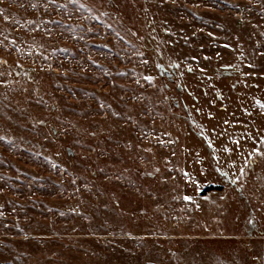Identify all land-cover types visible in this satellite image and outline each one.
I'll return each mask as SVG.
<instances>
[{
    "label": "rangeland",
    "instance_id": "rangeland-1",
    "mask_svg": "<svg viewBox=\"0 0 264 264\" xmlns=\"http://www.w3.org/2000/svg\"><path fill=\"white\" fill-rule=\"evenodd\" d=\"M261 105L264 0H0V264H264Z\"/></svg>",
    "mask_w": 264,
    "mask_h": 264
},
{
    "label": "water",
    "instance_id": "water-1",
    "mask_svg": "<svg viewBox=\"0 0 264 264\" xmlns=\"http://www.w3.org/2000/svg\"><path fill=\"white\" fill-rule=\"evenodd\" d=\"M159 74H160V75H161V74H165L166 76H170L171 71H168V70H166L164 67H161V68H160V71H159ZM66 152H67L68 155H72V154H73L72 150H70V149H67Z\"/></svg>",
    "mask_w": 264,
    "mask_h": 264
},
{
    "label": "snow or ice",
    "instance_id": "snow-or-ice-1",
    "mask_svg": "<svg viewBox=\"0 0 264 264\" xmlns=\"http://www.w3.org/2000/svg\"><path fill=\"white\" fill-rule=\"evenodd\" d=\"M261 107H264V105H261ZM262 143H264V142H262ZM227 150V149H226ZM256 151V154H261V153H259V151L258 150H255ZM243 171V170H242ZM185 199L187 200V199H190L189 197H185Z\"/></svg>",
    "mask_w": 264,
    "mask_h": 264
},
{
    "label": "trees",
    "instance_id": "trees-1",
    "mask_svg": "<svg viewBox=\"0 0 264 264\" xmlns=\"http://www.w3.org/2000/svg\"><path fill=\"white\" fill-rule=\"evenodd\" d=\"M161 68V67H160ZM160 68H159V71H160ZM160 75V74H159ZM160 76H163V77H165L166 79H168V80H171V78H169L168 76H166L165 74H161Z\"/></svg>",
    "mask_w": 264,
    "mask_h": 264
},
{
    "label": "flooded vegetation",
    "instance_id": "flooded-vegetation-1",
    "mask_svg": "<svg viewBox=\"0 0 264 264\" xmlns=\"http://www.w3.org/2000/svg\"><path fill=\"white\" fill-rule=\"evenodd\" d=\"M168 77L172 79V77H173V71H171V74Z\"/></svg>",
    "mask_w": 264,
    "mask_h": 264
}]
</instances>
